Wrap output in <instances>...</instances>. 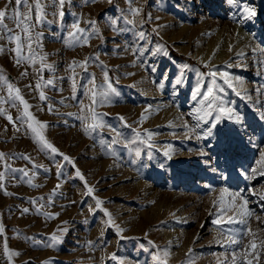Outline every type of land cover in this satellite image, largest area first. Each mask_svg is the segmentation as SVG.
<instances>
[{"label": "rangeland", "instance_id": "1", "mask_svg": "<svg viewBox=\"0 0 264 264\" xmlns=\"http://www.w3.org/2000/svg\"><path fill=\"white\" fill-rule=\"evenodd\" d=\"M40 2L31 52L14 4L4 21L35 63H16L0 27V264H233L253 243L247 259L264 264V0ZM210 73L224 89L211 107ZM8 84L35 120H21ZM234 197L253 213L247 228L213 206Z\"/></svg>", "mask_w": 264, "mask_h": 264}, {"label": "snow or ice", "instance_id": "2", "mask_svg": "<svg viewBox=\"0 0 264 264\" xmlns=\"http://www.w3.org/2000/svg\"><path fill=\"white\" fill-rule=\"evenodd\" d=\"M58 2L60 5H63L64 0H54V3ZM132 0H129V3L131 4ZM15 5V9L12 10L11 13V18L15 21V27L17 30H19V32H23L26 34V40L25 43H27V47L29 49V51L31 52V34H30V28H34L35 24L33 23V17H32V9L35 8L36 10V21L37 23L41 21L42 17H43V9H42V5L40 0H34L33 4H29V0H7V5L5 6V8L0 9V27L7 29L8 32L13 33L9 39H14L16 41V49L15 52L17 54V57H19L16 60L17 64H20L22 61H31L32 63H35V60L33 59L32 55H28L25 56L22 54V49L25 46V43H22V38L21 35L18 34L17 32H15L13 29L8 28V25L4 23L6 17L9 14V10H8V6L10 5ZM23 6L25 8V11L23 13H21L20 11V7ZM132 11L134 13L138 12V9H132ZM247 14L248 16H254L255 12L251 9L247 10ZM60 16H63L64 13L60 12L59 13ZM89 23H94L92 21H89ZM129 23H132V21H129ZM74 28L77 29L76 33L73 32H69V36L72 37L73 40H78L80 37L78 34H82L85 32V29L79 28L78 25H73ZM39 33H37V39L39 37ZM140 37L144 38V33H140ZM85 43H87V40L85 39ZM0 51H2V49H0ZM75 63V61L73 62ZM41 68L43 67H51L50 65H44L41 64L40 66ZM40 69H37V71H39ZM27 73L25 72L24 75H26ZM210 75L213 77L212 79V84L210 86H208L205 90V92L203 93V99L201 100V103H204L205 101H208V106L211 107L212 104L215 103V96H213V91H214V86L216 87V89L219 92H223V88L219 87L216 81V73H210ZM223 75V82L225 84H227L229 87L232 86V81L227 79L228 77V73L225 72L222 74ZM107 78V77H106ZM238 79V78H237ZM180 81H177V83H179ZM46 83L48 85H51L53 83L52 80H48L46 81ZM163 85H161L162 87ZM8 92H9V98L12 99L13 101L15 100H19L21 101V103H23L24 105V109L23 112L21 114V120H24L25 122L29 119L31 120H35V118L32 116V113L28 111V108L30 107L28 105V102L24 100L23 96L20 95V89H15V95L13 96V85L8 84ZM36 88H40L41 85L38 83L35 85ZM109 88L111 89L112 92H115L114 88H111V84L109 83ZM87 91V90H86ZM201 89L199 87H197V89L195 90V93L193 95V99H196L197 95H200ZM93 96H95V93H93ZM211 97V100L209 99ZM39 99L40 100H46L47 97L45 96L44 92L41 91L39 94ZM6 101L0 100V103H4ZM93 103H95V100H93ZM15 106V105H14ZM4 109H0V112H3ZM49 111H52V108H49ZM221 112L224 111V109H220ZM8 119L10 121H12V117L9 115ZM93 119H95V114H93ZM15 123V121H13ZM28 128L31 129L32 133L34 134V138L42 145L43 148L50 150L51 153H58V149H56L43 135L42 129L46 127L45 124L41 123L39 124V127H37L35 124H31L29 123ZM99 125H89L88 127H86L85 131H88L89 128H94V127H98ZM60 156L63 157L64 160L69 161V158L67 156H64L63 153H58ZM139 151H137V155H139ZM5 154L0 152V160H3ZM21 158L23 159H31L28 156H22ZM5 167H8L7 165H5ZM42 167V166H41ZM12 171H24L23 169H12ZM24 175H27V172H24ZM77 175H80L79 171L77 170ZM4 178V175L2 172H0V180H2ZM83 178V177H81ZM35 186V185H34ZM92 191L91 188L88 189V192L90 193ZM224 191H227V189H225ZM237 196L239 195V193L236 194ZM241 199L243 200V197H241ZM99 204V201H98ZM247 205V201L243 200V203L239 206L235 205V197L233 198V205L229 206V207H224L223 205L219 204V202H214L213 206L216 208L217 212L220 215H224L227 212H232L233 215L231 217H229L228 219V223H242L245 225V227L247 228V217H250L253 215V213L246 207ZM23 212H28V209L25 208L23 209ZM215 223L220 224L222 223V221L220 219H217L215 221ZM2 227H0V231H2ZM53 242H58L59 238L57 236H53ZM230 243H241V240H232L231 237H229V241ZM256 244L253 243L251 245V248L248 250L247 254H241L237 257H234L233 260V264H235V260L236 259H241V260H247V264H252V260H248L247 256L248 255H252L253 251L256 249ZM260 253L259 252H255V258L258 260ZM115 258V257H113ZM157 259H159V257H157Z\"/></svg>", "mask_w": 264, "mask_h": 264}, {"label": "bare ground", "instance_id": "3", "mask_svg": "<svg viewBox=\"0 0 264 264\" xmlns=\"http://www.w3.org/2000/svg\"><path fill=\"white\" fill-rule=\"evenodd\" d=\"M239 25L237 24V26L236 27H238ZM238 30V29H237ZM238 32V35H241V34H243V30H241V28H240V30H238L237 31Z\"/></svg>", "mask_w": 264, "mask_h": 264}]
</instances>
